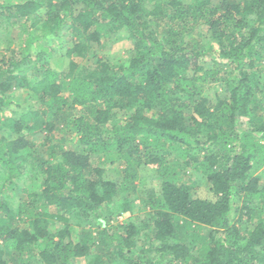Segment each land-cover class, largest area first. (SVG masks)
<instances>
[{"label": "trees", "instance_id": "trees-1", "mask_svg": "<svg viewBox=\"0 0 264 264\" xmlns=\"http://www.w3.org/2000/svg\"><path fill=\"white\" fill-rule=\"evenodd\" d=\"M11 1L0 0V30L24 38L0 59V264H264V0H169V14L162 0ZM66 24L76 40L61 56L42 40ZM119 30L127 63H83ZM68 121L79 150L54 136ZM100 159L122 167L120 183ZM141 167L157 182L147 214L118 223L137 207ZM189 168L212 199L191 194Z\"/></svg>", "mask_w": 264, "mask_h": 264}, {"label": "rangeland", "instance_id": "rangeland-1", "mask_svg": "<svg viewBox=\"0 0 264 264\" xmlns=\"http://www.w3.org/2000/svg\"><path fill=\"white\" fill-rule=\"evenodd\" d=\"M8 1H11V0H8ZM17 1L18 0H16V2ZM19 1L21 2L23 0H19ZM168 1L169 0H162L161 2L164 5L163 10H165L167 14L170 13V10H167L166 8V3ZM180 1H184L185 3L184 5L186 7H188V5L190 7H193L192 4H194V0H180ZM153 3H154V0H149V5H152ZM39 13H40L39 15L43 19L44 11L41 10ZM165 19L166 20L164 21V25L167 26V28L176 27L178 25V22H176V20L170 21L171 18L169 17H165ZM43 26H45V23L40 22V25L36 27V30H35L36 34H39L40 36H42L41 31L44 29ZM71 29H72V26L70 24H66L64 26L63 32L60 33L58 37L49 35L47 37H44L42 42L47 47H49L52 52L56 54H60L62 56L65 54L66 50L74 44L76 40L73 34V31ZM23 38L24 37L21 34V29L18 28V26L16 25H13L12 27L8 28L5 32L0 30L1 42L3 43L9 42L10 44L9 49L12 51L14 50V52L19 53L20 48H21V43L23 42ZM101 38H102L101 44L99 46H96V50L93 53L94 56H90L89 58L84 60L83 63L85 65L91 67L93 64H95L94 63L95 58H99V59L101 58L102 60L109 62L111 64L127 63L130 56L132 55V41L128 37V33L125 30H119L111 34H102ZM191 38H192V35L190 32H187L182 35V41L184 43H188ZM1 42H0V59L3 56H9V53H10L9 51H7L8 49L6 46L8 45H6L5 43L2 44ZM200 42L204 44L203 45L204 47H209L207 46V42L206 43L204 41H200ZM219 85L220 84H209V87L206 89V93L223 95L224 90ZM12 100L14 104H20L22 111L30 108L31 103H32V102L25 100V94H23V92H18V91L17 92L15 91L13 93ZM75 110L78 111L80 109L79 107H76ZM5 114L7 116L9 115L7 112ZM77 115L79 116V113L75 114V116ZM124 120H125V116L121 114L120 112H118L112 116L110 120V124L107 127L110 128L111 125H114L117 122L121 124L124 122ZM68 123L67 124H68L69 129L65 130L62 133L55 132L54 136L55 138L58 139L59 142H61V139H62L63 143H59V144L60 145L63 144L64 147H66L67 149L75 150L78 148L79 150V148H81V146L78 145V141H77L79 136L74 131L71 125V122L68 121ZM244 127H245V122L241 120L238 124V128L243 129ZM42 135H45L44 131H42L41 135H38V137ZM191 153L195 155L198 152L192 149ZM102 161L103 160L100 159L99 162L102 168H104L105 170V174H104L105 178L111 181H114L115 183H120L122 179V173L120 174L119 172L121 171L122 167L118 164H108V163H104L105 161L104 162ZM197 173L198 172L195 168L187 169L186 175L183 176L184 182L188 185H191V194L194 197L212 199L213 195L207 191V184L205 183V179L202 178L201 176L196 175ZM256 175L259 177V181L264 184V167L258 170L256 172ZM153 179H154V173L152 172V169H150L149 167H141L139 169L138 178L136 179V184L138 186V189L136 192L137 195L134 197L131 196V198H133V202L137 204V207L134 210V212H132L131 214L121 215L117 219L118 223H123L129 220V218L133 219L134 221H138L145 217V214H147V210H148L144 202L145 197L147 195V190L150 187H154L156 189L157 182L156 180H153ZM23 186L24 184L22 182H19V189H18L17 196H14L16 202L18 200H23V198L26 199V197H24V193L21 191ZM35 186H37V184ZM263 221H264V217H263ZM111 224L114 225L116 224V222L114 223L112 222ZM55 228H56V225L51 226V230H54ZM77 229H78L77 232H79V228ZM202 231H204L203 233H207L208 230L205 228ZM75 237L76 236H74V239ZM141 237H142L141 242H146L145 241L146 237L143 234L141 235ZM92 249H94L95 251L96 250L98 251L97 247H93Z\"/></svg>", "mask_w": 264, "mask_h": 264}]
</instances>
